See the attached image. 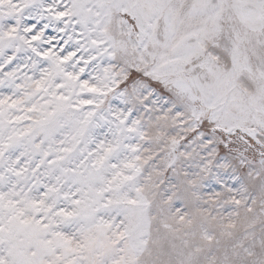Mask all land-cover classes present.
Listing matches in <instances>:
<instances>
[{
  "label": "snow or ice",
  "instance_id": "obj_1",
  "mask_svg": "<svg viewBox=\"0 0 264 264\" xmlns=\"http://www.w3.org/2000/svg\"><path fill=\"white\" fill-rule=\"evenodd\" d=\"M0 264H264V0H0Z\"/></svg>",
  "mask_w": 264,
  "mask_h": 264
}]
</instances>
